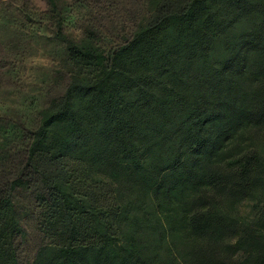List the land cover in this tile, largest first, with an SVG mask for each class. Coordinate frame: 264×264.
Returning a JSON list of instances; mask_svg holds the SVG:
<instances>
[{"label": "trees", "instance_id": "1", "mask_svg": "<svg viewBox=\"0 0 264 264\" xmlns=\"http://www.w3.org/2000/svg\"><path fill=\"white\" fill-rule=\"evenodd\" d=\"M60 1L45 15L63 87L0 127V264H181L168 237L193 238L187 264H226L227 236L231 259L264 264V0H149L112 46L92 24L70 35ZM97 173L124 184L121 205ZM21 192L46 238L25 263Z\"/></svg>", "mask_w": 264, "mask_h": 264}, {"label": "rangeland", "instance_id": "2", "mask_svg": "<svg viewBox=\"0 0 264 264\" xmlns=\"http://www.w3.org/2000/svg\"><path fill=\"white\" fill-rule=\"evenodd\" d=\"M60 5L67 22L65 30L70 35L77 37L84 26L92 24L109 46L116 43L126 45L132 39L135 30L146 21L151 6L149 0H61ZM135 5L138 11L134 9ZM48 9L47 0H0V117L3 118L0 127L9 118L16 120L24 114L28 116L33 108L42 106L46 98L56 94L63 87L66 79L63 67L65 49L53 38L54 31L48 15H45ZM28 14L33 20H28ZM32 101L33 108L29 106ZM262 129L257 131V135ZM257 143L263 146L264 139L258 136ZM106 175L97 173L93 174L92 178L103 180L102 191L104 190L111 200L108 206H119L122 199L117 196V191L120 188L123 190L124 184L122 186ZM90 181L91 179L88 180ZM95 187L94 185V189ZM133 194L135 193L131 192V196L137 201L141 199H137ZM16 204L19 218L28 232L22 259L24 263L33 262L40 246L46 241L35 219L38 207L30 192L18 194ZM254 204L255 202L251 200L238 204V215L252 219L255 212ZM121 227L122 231L126 230L125 223ZM116 229L119 230L117 225ZM122 231L118 233L121 240L124 239L123 235L126 232ZM172 238L168 237V243L175 245L173 256L175 255L181 264H187L186 252L192 247L193 238L188 240ZM236 240V236H227L222 245L223 249L219 247L218 250L220 258L215 261L244 264L241 251L235 253L233 259L229 257L231 252L228 247Z\"/></svg>", "mask_w": 264, "mask_h": 264}]
</instances>
